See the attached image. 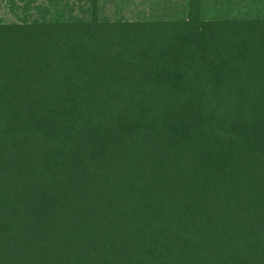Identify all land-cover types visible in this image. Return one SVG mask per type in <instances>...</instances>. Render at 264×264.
<instances>
[{"label":"trees","instance_id":"16d2710c","mask_svg":"<svg viewBox=\"0 0 264 264\" xmlns=\"http://www.w3.org/2000/svg\"><path fill=\"white\" fill-rule=\"evenodd\" d=\"M103 6L0 0V264H264V17Z\"/></svg>","mask_w":264,"mask_h":264},{"label":"rangeland","instance_id":"374dc122","mask_svg":"<svg viewBox=\"0 0 264 264\" xmlns=\"http://www.w3.org/2000/svg\"><path fill=\"white\" fill-rule=\"evenodd\" d=\"M107 14L123 15L127 18L178 17L187 7V0H102ZM6 20L14 16L5 7ZM202 16L219 17H264V0H202Z\"/></svg>","mask_w":264,"mask_h":264}]
</instances>
